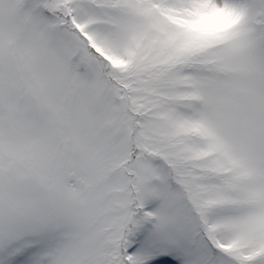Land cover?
<instances>
[{"label":"snow or ice","instance_id":"obj_1","mask_svg":"<svg viewBox=\"0 0 264 264\" xmlns=\"http://www.w3.org/2000/svg\"><path fill=\"white\" fill-rule=\"evenodd\" d=\"M0 264H264V0H0Z\"/></svg>","mask_w":264,"mask_h":264}]
</instances>
